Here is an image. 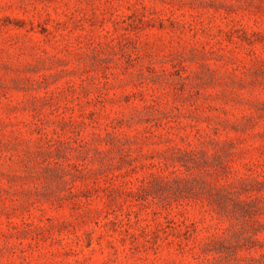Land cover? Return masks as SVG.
<instances>
[{
    "label": "rangeland",
    "instance_id": "374dc122",
    "mask_svg": "<svg viewBox=\"0 0 264 264\" xmlns=\"http://www.w3.org/2000/svg\"><path fill=\"white\" fill-rule=\"evenodd\" d=\"M0 264H264V0H0Z\"/></svg>",
    "mask_w": 264,
    "mask_h": 264
}]
</instances>
